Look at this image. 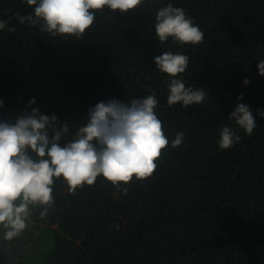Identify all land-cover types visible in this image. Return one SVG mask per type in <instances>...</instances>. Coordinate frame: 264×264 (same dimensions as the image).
I'll return each instance as SVG.
<instances>
[{
    "label": "trees",
    "instance_id": "obj_1",
    "mask_svg": "<svg viewBox=\"0 0 264 264\" xmlns=\"http://www.w3.org/2000/svg\"><path fill=\"white\" fill-rule=\"evenodd\" d=\"M169 3L199 26L201 43L159 41L155 18ZM34 7L0 0V20L8 22L0 30V121L32 108L55 114L52 127L69 125L63 144L99 102L155 93L169 146L142 181L116 187L98 177L70 193L56 180L46 216L33 207L26 229L10 241L0 227V264H264V118L257 111L264 110V0H145L127 13L105 8L78 40L20 24L16 14H34ZM168 51L189 57L175 78L208 90L205 102L167 103L173 78L154 58ZM238 103L255 117L251 135L228 120ZM225 126L241 139L221 150ZM177 132L184 140L172 148Z\"/></svg>",
    "mask_w": 264,
    "mask_h": 264
},
{
    "label": "clouds",
    "instance_id": "obj_2",
    "mask_svg": "<svg viewBox=\"0 0 264 264\" xmlns=\"http://www.w3.org/2000/svg\"><path fill=\"white\" fill-rule=\"evenodd\" d=\"M145 0H26L34 7V14H16L20 24L39 25L40 31L51 36L76 37L90 29L95 12L105 8L115 13H127L139 8ZM151 3V0H149ZM155 33L161 43L172 38L179 44L197 45L204 33L182 8L171 3L161 7L156 15ZM8 27L0 20V30ZM10 31H16L15 27ZM189 57L177 52H164L154 58L160 72L173 79L168 85L167 103H182L187 107L205 102L210 93L203 87H186L176 79L188 67ZM258 72L264 76V60L258 63ZM244 84H249L246 79ZM238 101L243 97H237ZM35 98L29 101V107ZM158 100L155 93L130 103L119 100L101 101L90 108L88 120L66 143L62 138L69 133V125L59 130L52 127L59 120L55 114H40L38 108L17 116L14 121H0V227L5 240H12L27 227L33 207H41V217L54 204L52 196L56 180L61 179L70 193L83 186H93L98 177L116 187L150 178L156 161L169 146L162 121L156 115ZM3 101H0V108ZM264 118V110H257ZM27 113V114H25ZM230 121L251 135L257 127L250 108L238 103L230 114ZM51 128V134L49 129ZM218 146L221 150L232 147L241 139L232 128L220 130ZM184 133L177 132L171 147H179ZM126 191V189H125Z\"/></svg>",
    "mask_w": 264,
    "mask_h": 264
}]
</instances>
